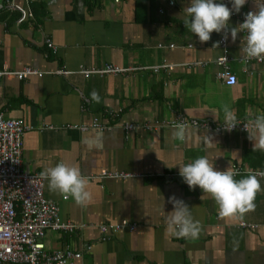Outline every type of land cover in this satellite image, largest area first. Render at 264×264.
Wrapping results in <instances>:
<instances>
[{"label":"crops","instance_id":"1","mask_svg":"<svg viewBox=\"0 0 264 264\" xmlns=\"http://www.w3.org/2000/svg\"><path fill=\"white\" fill-rule=\"evenodd\" d=\"M12 2L32 19L18 22L20 12L0 0V70L43 73L0 77V113L31 127L22 137V169L41 174L61 162L76 166L92 193L89 202L77 204L45 181L44 197L57 206L60 221L74 226L71 233L48 231L45 249L80 253L74 264H264V190L254 207L224 217L210 194L190 190L179 175V166L199 156L218 170L237 169L236 179L264 171L258 140L221 126L225 105L243 122L264 113V63L243 59L245 34L235 41L229 36L225 49L214 45L223 33L200 42L185 24L188 0L173 6L168 0ZM256 2L246 0L230 25L255 11ZM224 51L236 77L231 86L216 78ZM104 65L124 72L78 73ZM159 65L173 69L152 71ZM59 69L71 73L58 75ZM93 119L108 129L90 128ZM181 119L199 123L186 127L183 140L173 135ZM127 125L133 129L126 131ZM102 171L128 176L101 178ZM258 179L264 189V177ZM171 196L183 199L200 221L196 238L167 232ZM123 221L135 230L101 232Z\"/></svg>","mask_w":264,"mask_h":264},{"label":"clouds","instance_id":"2","mask_svg":"<svg viewBox=\"0 0 264 264\" xmlns=\"http://www.w3.org/2000/svg\"><path fill=\"white\" fill-rule=\"evenodd\" d=\"M246 0H188V6L184 8L185 24L189 31L200 42L211 39L213 32L223 33V39L229 36L235 41L237 34L243 32V46L239 51L243 53V59H264V0H257L255 11H249L244 15L243 21L237 26L230 25V18L238 13ZM229 4L231 6H229ZM217 47L219 41L215 42ZM91 97L96 102L100 101L98 92L93 91ZM224 131L231 132L241 125L235 111L228 105L223 107ZM249 127L243 124L244 129L258 140L260 148H264V113L256 115L249 121ZM186 124L177 122L174 137L183 140L186 134ZM237 169L218 170L207 156H199L190 163L179 166V175L189 189L199 188L202 192L211 195L218 205L219 214L230 217L237 212L254 207V199L257 192L262 189L259 177H264V171H250L246 176L236 179ZM41 176L48 180L49 189L59 192L66 198L71 197L77 204L84 205L92 199V193L87 189L88 179L76 166H70L63 162L41 172ZM172 204L171 211L166 218V230L175 237L196 238L200 231V221L193 218L189 205L175 196L169 197Z\"/></svg>","mask_w":264,"mask_h":264},{"label":"built area","instance_id":"3","mask_svg":"<svg viewBox=\"0 0 264 264\" xmlns=\"http://www.w3.org/2000/svg\"><path fill=\"white\" fill-rule=\"evenodd\" d=\"M112 1L117 4L123 0ZM225 3H228V0H225ZM6 4L11 9L20 12L18 22L32 19V13L29 10L14 5L12 0H6ZM168 5L173 6L174 0H168ZM232 16L238 15L234 13ZM238 18L242 22L244 16ZM219 44L225 49L226 41L223 37ZM48 47L51 48L49 42ZM249 60L264 63V59L251 58L247 59L246 62ZM216 65L219 68L216 78L225 85H234L236 77L230 72L225 51L216 59ZM159 69L171 70L173 65H159L154 67L152 71L158 72ZM123 72L124 70L117 66L104 65L100 69H85L78 73L87 77L92 74L104 75ZM55 73L66 76L71 72L59 69ZM42 74L31 67H24L19 71H11L5 68L0 70V77L14 76L18 80H24L31 76L42 77ZM181 121L186 126H199L197 121L181 119L178 122ZM241 123L234 129L247 132L243 127L244 124L251 131L249 121H241ZM87 128V126H80L79 130L84 132ZM90 128L99 131L108 129L106 126H102L97 119H93ZM30 129L31 127L27 126L22 119L8 118L0 113V264H74V261L80 258V253H75L68 247L48 252L44 247L43 239L48 231L71 233L74 226L60 221L57 206L44 197L43 187L47 179L41 174L27 173L22 169V137L24 132ZM132 129L133 125L125 126L126 131ZM145 129L149 130L151 126H146ZM127 176V174H109L102 171L99 177ZM123 227H127L130 231L135 230L134 224L123 221L117 225L101 227V232L117 233ZM251 227L256 228L255 225Z\"/></svg>","mask_w":264,"mask_h":264}]
</instances>
